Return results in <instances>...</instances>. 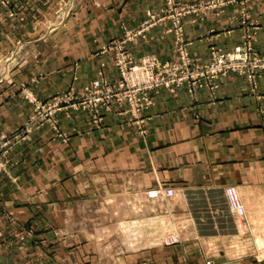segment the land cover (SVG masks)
Instances as JSON below:
<instances>
[{"label": "crops", "instance_id": "obj_1", "mask_svg": "<svg viewBox=\"0 0 264 264\" xmlns=\"http://www.w3.org/2000/svg\"><path fill=\"white\" fill-rule=\"evenodd\" d=\"M11 1L26 19L18 23L0 8V135L14 131L32 111L22 83L45 99L70 86L81 91L101 67L108 79L116 80L113 56L100 53L102 46L162 6L160 0H87L68 19L75 5L68 0L63 23L56 24L47 7L52 1ZM249 4L253 18L263 23L257 42L263 52L264 0ZM37 19L41 23L34 28ZM238 20L233 6L221 16L187 17L191 56L208 61L213 44L231 50L240 42L241 30L222 35L215 30ZM166 26H155L148 38L128 44L137 60L148 54L178 60ZM154 101L141 123L130 121L117 105L105 112L100 128L87 112L61 113L68 141L45 128L12 149L9 170L0 178V264H19L25 255L38 259L43 249L38 238L27 240L30 245L23 248L10 231L17 226L10 227V222L24 218L40 227L84 229L57 239L59 249L52 245L56 240L47 239L56 264H75L73 245L93 257L79 264H98L95 254L101 260L109 255L114 264H196L199 243L225 242L237 235L238 220L230 212L225 188L237 186L250 210L264 196V76L256 94L249 92L243 76L231 74L219 79L215 97L207 89L193 97L181 87L160 90ZM158 186L172 187L175 195L167 201L147 200L145 192ZM103 210L107 213L101 214ZM88 211L93 218H87ZM101 219L110 230L126 221L137 233L135 240L126 247L117 234L102 239L85 230L87 222ZM173 228L182 229L184 239L164 246L161 239Z\"/></svg>", "mask_w": 264, "mask_h": 264}, {"label": "rangeland", "instance_id": "obj_2", "mask_svg": "<svg viewBox=\"0 0 264 264\" xmlns=\"http://www.w3.org/2000/svg\"><path fill=\"white\" fill-rule=\"evenodd\" d=\"M49 1L54 3L47 5V7L54 12V23H63L60 17L68 6V0ZM86 1L87 0H75L74 7L68 11V19L76 17ZM160 1L162 2V6L159 11H148L146 20H144L141 24L134 28L125 27L121 36L113 38L111 41L102 46L100 53H110L113 56V62L119 74L116 80L108 79L104 67H101L98 77L89 81L81 91H78L75 87L70 86L68 89L57 91L45 99H40L35 96L25 83L20 85L22 95L32 105V111L25 119H23L14 131L0 135V178L9 170V165L11 164V158L9 155L12 149L17 145L28 142L33 134L41 129L47 128L52 131L56 137L63 141H68L70 135L61 125L59 118L61 113H64L66 116H70L71 113L75 111L87 112L91 117L93 125L96 128H100L105 122V112L112 111L117 105L121 108L123 113L130 115V121L141 123L144 120L145 111L155 103L154 95L159 93L160 90L165 89L168 91H175L178 88L185 87L188 93L195 97L198 91L207 89L211 95L215 97L216 91L219 88V79L231 74L243 76L247 81L249 92L254 94L258 93L259 78L264 76V51L261 52L257 49L258 34L259 30L263 26V23L253 18L252 13L250 12V0ZM230 6H233L234 12L238 13V22H231L230 25L225 26L224 28L216 29L215 34H230L235 30L240 29V42L231 50H225L220 45L213 44L210 46V59L208 61L199 62L195 60L190 53V47L193 39L187 37L185 32L186 18L194 16L199 19H205L209 16H221ZM0 8L5 11L9 18L16 19L18 23H23L26 19L23 11L19 10L11 0H0ZM38 23H41V20L37 19V21L34 22L33 27L35 28ZM164 23H167L165 30L166 33L172 37L173 46L178 55V60L163 61L155 54H148L143 56L140 60H137L129 51L128 44L131 42L135 43L140 38H148L149 32L153 27ZM241 50L243 53L239 52ZM244 53L249 57H247L246 60H240L239 54L243 55ZM221 56H225L229 62L221 64ZM255 59L258 61L257 65L254 64ZM146 63L154 65L153 72L155 73V77L162 75L161 77L172 79L189 76L186 73V68L187 71H192L193 75L191 74L192 76L189 78L185 77L179 84H173L171 87L160 85V87L154 86L148 88L146 91L147 102L144 103L145 106L141 110L136 108V111L134 109H132V111L130 109L131 104L129 105L128 103L129 100H125L123 101L124 103L113 101L108 106L101 104L100 108L97 107L98 111H95L92 104H90L93 98L97 96L96 90L91 87L95 82L104 84L107 83L111 86H116L121 81L133 79L134 81H131L132 84L141 81V79L149 82L148 78L144 77L141 70H137L136 72L134 70L136 66L142 67ZM218 63H220V67ZM166 65L174 66V68L166 67ZM160 71L162 74L159 75ZM146 82L144 83L146 84ZM88 87H90V90L87 89ZM106 91L103 90L101 92L105 93ZM84 103H86L87 106H85ZM26 127H30L31 131L27 132ZM159 187L165 186H158L147 190L145 192L146 199L149 201H167L173 198L167 196L162 198H152L148 195L150 191ZM228 187H236L241 203L244 206L245 214L240 215L232 211L230 201L226 193V189ZM228 187L225 188V195L230 212L238 220V233L229 241H219L218 243H199L198 248H201L202 251H199L197 255L196 264H264V196L261 198L259 203H256L255 208L250 210L243 202L237 186L230 185ZM107 201L110 202L108 198ZM108 207L109 206L107 205V208ZM106 213L107 212L105 210L101 212V214ZM93 214L94 212L88 211L86 216L87 218H93ZM102 220L103 219L96 223L87 222L85 230L91 234L101 236L102 239L104 237H109L111 234L115 236L117 234L125 246L135 240L137 233L131 226L128 225L126 221H122V226L119 225L117 228L110 230L108 227H102L108 224V222H103ZM15 221H18V219ZM10 223V227L17 225L15 228H10V231H15L16 236L23 242L20 246L23 248L29 247L30 244L28 245L27 240L37 237V246L43 248L38 255V259L34 258L35 256L30 257L25 255L18 261L19 264H56V252L53 251L54 249L52 245H54L56 249H59L60 240L57 239L61 237H68V234L73 232L81 233L84 231V229L77 226H74L71 229L61 226L47 228L45 226L40 227L36 226L35 223H29L27 219L25 220V218L18 223ZM94 227H96V229H94ZM173 234H177L176 238H172ZM182 235V229L173 228V230L164 234L161 240L164 246L170 247L182 243L184 239ZM47 239L50 241L56 240L58 243L47 245ZM173 239H175L174 241L179 242L172 243L171 241ZM108 246L109 244L106 243L103 245V248ZM131 247L132 245L130 244L129 248ZM82 249L83 248H80L77 245H73L71 248V250H73L71 257L75 261V264H79L78 260L84 262L93 258L92 254L90 255V253L87 252L83 255ZM95 255L96 258H94V260L98 264H114L113 258L109 255L104 256L103 260H101L97 254ZM132 264L148 263L147 261L137 260Z\"/></svg>", "mask_w": 264, "mask_h": 264}, {"label": "built area", "instance_id": "obj_3", "mask_svg": "<svg viewBox=\"0 0 264 264\" xmlns=\"http://www.w3.org/2000/svg\"><path fill=\"white\" fill-rule=\"evenodd\" d=\"M239 52H242V50ZM239 56H240V60H244V59L246 60L247 57H249L245 53L243 55L239 54ZM220 58H221L220 59L221 64H224L225 62H229L225 56H221ZM231 60H233V59H231ZM220 63H218L219 67H220ZM257 63H258V61H257V59H255L254 64L257 65ZM137 67H139L140 69ZM166 67L174 68V66H169V65H166ZM225 67H227V66H225ZM134 70H135V72L137 70L138 71L141 70L144 77L148 78L149 82L143 81L141 79V81H138L137 83L132 84L131 81H134V79H133V80H128V81H121L116 86H111V85H108L107 83L104 84V83H99V82H95L94 85L91 86L92 89L96 90V94H97V96H95L93 98V100L90 102V104H92V107L95 109V111H98L97 107L100 108L101 104H105L108 106L113 101H118L119 103H124L123 101H125V100L126 101L129 100L128 103H129V105L131 104V108H130L131 110L132 109H134L135 111L137 109L141 110L145 106L144 103L147 102L146 91L148 88L154 87V86L160 87V85H166L168 87H171V85H173V84H179L180 81H182L185 77L189 78L190 76L193 75L192 74L193 72L187 71V68H186V73L189 76H184L182 78L177 77V78H172V79L161 77L162 75L155 77L154 76L155 73L153 72L154 71V65L151 63H146L142 67L136 66V68ZM160 74H162L161 71H160L159 75ZM144 82H146V84ZM87 89L90 90V87H88ZM103 90L104 91L107 90V91L105 93H102L101 91H103ZM84 104H85V106H87L86 103H84ZM81 105H82V103H81ZM26 129H27V132L31 131L30 127H26ZM226 193L228 195V199L230 201L232 211L235 213H238L240 215L245 214V209L241 203L239 193H238L236 187H228L226 189ZM148 195L152 198L161 197V196L173 197L175 195V190L172 187H159L155 190L150 191L148 193ZM174 240L175 239H173L171 242L172 243L179 242V241H174Z\"/></svg>", "mask_w": 264, "mask_h": 264}, {"label": "bare ground", "instance_id": "obj_4", "mask_svg": "<svg viewBox=\"0 0 264 264\" xmlns=\"http://www.w3.org/2000/svg\"><path fill=\"white\" fill-rule=\"evenodd\" d=\"M120 203V202H119ZM124 227V226H123ZM142 233V232H141ZM131 237V236H130ZM140 237V236H139Z\"/></svg>", "mask_w": 264, "mask_h": 264}]
</instances>
